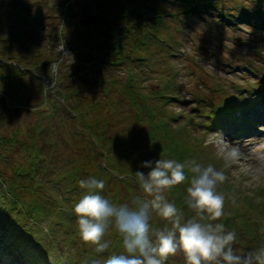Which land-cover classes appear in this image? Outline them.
Returning a JSON list of instances; mask_svg holds the SVG:
<instances>
[{"label":"trees","instance_id":"16d2710c","mask_svg":"<svg viewBox=\"0 0 264 264\" xmlns=\"http://www.w3.org/2000/svg\"><path fill=\"white\" fill-rule=\"evenodd\" d=\"M39 1L0 0V253L13 259L12 264H85L89 258L103 264L108 256L123 253L122 238L110 227L104 237L109 249L100 254L81 239L74 213L86 194L80 180H103L105 198L117 205L131 204L145 197L133 173L149 171L136 168L137 162L194 159L213 165L202 155L201 141L188 139L186 144V126L176 128V116L163 110L167 101L176 99L172 73L166 72L159 89L148 95L142 94L136 68L149 66L158 51L171 57L172 30L182 34L197 19L211 34L240 25L262 35L264 0H92L96 21L89 28L71 25L85 14L83 9L73 10L76 0H58L54 7ZM58 40L74 55L69 69L54 50ZM58 61L52 74L51 65ZM86 64L90 74H83ZM120 67L128 71L122 83L116 76ZM244 68L254 71L250 65L242 64ZM50 84L54 88L45 94ZM261 85L264 89V81ZM251 103L227 95L217 105L211 101L205 118L212 125L232 119L228 136H240L254 117ZM19 107L31 109L36 120L21 121ZM118 111L119 118L111 119ZM62 128L70 142L59 139ZM220 185L217 191L225 203L217 222L237 233L236 245L243 246L239 253L264 247V219L258 210L251 207L256 218L244 210L233 211L226 199L231 195ZM188 186L190 180L165 193L186 219L196 214L186 203ZM44 220L50 222L45 232L39 227ZM150 224L153 231L169 226L155 213ZM50 236L61 238L56 247L71 248L74 255L64 257L58 248L56 256H48L44 242L50 244ZM178 255L179 261L172 256L165 264H186L183 254Z\"/></svg>","mask_w":264,"mask_h":264},{"label":"rangeland","instance_id":"374dc122","mask_svg":"<svg viewBox=\"0 0 264 264\" xmlns=\"http://www.w3.org/2000/svg\"><path fill=\"white\" fill-rule=\"evenodd\" d=\"M40 1L45 6L50 5L52 7L58 0ZM93 3L92 0H76L73 10H78L80 13V9H83L85 14L79 16L76 22L72 20L71 25L79 23V19L82 17L94 13ZM90 10L91 13H87ZM202 23L199 19L189 22L182 34L172 30L170 42L173 55L167 57L163 51H158L151 58L149 66L143 65L136 68V76L137 74L140 75V78L136 80L145 89L142 94L150 95V93L157 91L158 85L167 78L166 72L172 73L171 77L174 79L173 85L175 87L173 94L176 99L167 101L163 110L176 116V128L180 125L186 126L184 130V138L187 137L186 144L188 139L191 140L190 142L201 141L204 148V152L201 150V153L206 156L207 161L213 165L220 162L217 169L222 170L227 177L220 185V189L231 195L226 197L227 206L233 211L236 209L247 211L248 214L256 218V213L251 211V207H255L260 213L259 218L264 219V104L262 105L260 102L257 104L251 95L255 94L256 97H262L263 101L261 102H264V89L261 85L264 78H260L259 75H264V33L262 35L257 32L251 34L247 27L239 25V27L234 26L231 29L229 27L219 28L216 29V33L211 34L208 32L207 26ZM177 42L179 43L177 44ZM254 50H257L258 55L254 54ZM162 56L166 58L163 59ZM71 60H74L73 54L64 55L62 64L64 67H68L66 69H69L73 63ZM242 64L250 65L251 69L253 68L256 72L247 68L241 69ZM57 68H54V72L57 71ZM82 71L83 74H90L91 68L86 65ZM52 74L54 73L52 72ZM127 74L128 71L125 67H120L117 70L116 76L119 83L124 81L123 78ZM51 88L54 87L52 85L47 87L44 91L45 94L52 92ZM227 95H232L237 100L246 98L252 102L251 105L254 107L257 116L252 120L250 118L251 123L249 121L248 124L252 126L248 127L247 125L248 133L230 137L228 135L234 128L231 127L234 124L232 119L227 120V122L218 120L212 125L211 120L205 118V110L207 111L211 101L213 105H217L226 99ZM157 103L159 104V102ZM127 110L129 113V108ZM130 111L133 115V111ZM31 113V109L19 107L17 115L19 114L18 118L21 121L28 120L32 123L37 117L35 113ZM119 116L118 111L111 119H118ZM203 124H207L206 127ZM57 134L63 144L66 141L70 142L71 136L64 128ZM233 147L238 148L240 153L239 158L234 162L225 158V154ZM140 166L141 163L137 162L136 168L142 169ZM122 188L124 189L123 186ZM122 192L125 193V190ZM141 195L143 197V194ZM249 199L252 202L251 205L248 204ZM26 217L30 220L33 219L31 214ZM44 221L41 227L47 228L50 223ZM48 240L50 244L44 242L48 249V256H56L58 248L63 255H74L71 248L65 247L63 249L62 245L56 247L54 243L61 240L58 236L48 238ZM239 247V245H235L238 253L243 246ZM8 258L6 254L1 253L0 264H11L9 261L11 259ZM174 260L179 261L178 253Z\"/></svg>","mask_w":264,"mask_h":264},{"label":"clouds","instance_id":"9594fccd","mask_svg":"<svg viewBox=\"0 0 264 264\" xmlns=\"http://www.w3.org/2000/svg\"><path fill=\"white\" fill-rule=\"evenodd\" d=\"M239 155V149L233 147L225 158L234 162ZM140 167L149 169L147 174L133 173L145 197H136L131 204L117 205L105 198L101 194L103 180L90 177L79 181L80 188L86 190L74 206L81 239L100 254L109 249L110 242L104 237L110 227L122 238L123 253L108 256L103 264H165L178 252L186 264H264V247L238 253L237 233L217 222L224 215L225 197L217 191L227 179L222 170L194 159L159 158L144 161ZM188 180L186 203L196 214L186 219L165 193ZM153 213L169 226L153 231ZM85 264H101V260L89 258Z\"/></svg>","mask_w":264,"mask_h":264},{"label":"water","instance_id":"95a60500","mask_svg":"<svg viewBox=\"0 0 264 264\" xmlns=\"http://www.w3.org/2000/svg\"><path fill=\"white\" fill-rule=\"evenodd\" d=\"M94 20H95L94 16L88 15L84 19H81V23L84 24V25H91V24H93ZM254 53L256 55H258L257 50H254Z\"/></svg>","mask_w":264,"mask_h":264}]
</instances>
